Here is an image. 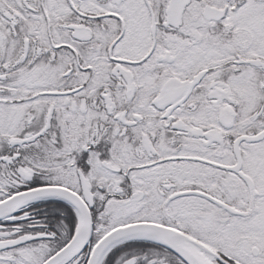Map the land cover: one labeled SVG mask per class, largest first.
Masks as SVG:
<instances>
[{
    "label": "snow or ice",
    "instance_id": "1",
    "mask_svg": "<svg viewBox=\"0 0 264 264\" xmlns=\"http://www.w3.org/2000/svg\"><path fill=\"white\" fill-rule=\"evenodd\" d=\"M0 264H264V0H0Z\"/></svg>",
    "mask_w": 264,
    "mask_h": 264
}]
</instances>
